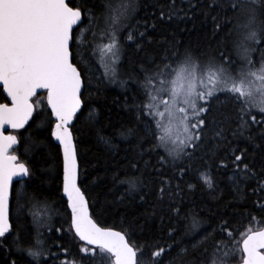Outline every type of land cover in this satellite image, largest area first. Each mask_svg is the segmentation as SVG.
Segmentation results:
<instances>
[{"label":"snow or ice","instance_id":"obj_1","mask_svg":"<svg viewBox=\"0 0 264 264\" xmlns=\"http://www.w3.org/2000/svg\"><path fill=\"white\" fill-rule=\"evenodd\" d=\"M209 7L223 14L213 39L220 31L226 39L181 50L171 41L159 46L150 35L155 23L137 19L138 0H0V84L9 100L0 103V247L11 237L9 246L30 264H264V227L240 231L251 214L209 209L201 216L205 197L222 199L215 195L222 172L237 197L252 180L264 190V0H211ZM94 79L118 84L132 100L125 97L133 118L116 134L128 145L127 163L109 194L122 188L115 203L149 205L146 221L159 212L160 238L138 243L144 227L136 220L122 231L101 227L78 183L71 129ZM38 89L46 104L33 102ZM84 119L92 125L95 110ZM6 125L28 135H5ZM52 138L63 156L69 231L83 242L75 252L56 245L60 252L52 253L36 220L35 209L50 211L51 203L29 163L46 158ZM21 142L25 162L9 154ZM25 207L35 229L22 219ZM165 237L171 243L161 245Z\"/></svg>","mask_w":264,"mask_h":264},{"label":"trees","instance_id":"obj_2","mask_svg":"<svg viewBox=\"0 0 264 264\" xmlns=\"http://www.w3.org/2000/svg\"><path fill=\"white\" fill-rule=\"evenodd\" d=\"M138 3L140 9L137 19L147 18L150 23H155L156 27L154 30L150 29V35L160 42V47L166 46L165 41H171L176 42L181 50L186 47L196 49L204 48L208 44L214 46L217 41L226 39L224 31H220L219 35L213 39L215 26L223 22V14H218L215 7H209L211 0H138ZM161 11L165 13L163 19L160 18ZM214 17L216 18L215 21ZM96 66L99 76L103 70L101 68L102 63L98 58H96ZM126 96L128 97L127 105H131L130 92H126L118 84L109 83L107 80L100 82L94 79L85 92L88 106L84 108L83 115L78 113L79 119H75L72 132L77 146L78 181L89 200L90 211H93L94 220L104 227L120 231L127 229L128 224L136 220L138 225L144 227L143 235L137 230V237H139L137 242L141 243L149 235L160 238L161 233L158 232L160 226L159 212L152 219L146 221L143 214L145 212L151 214L152 210L149 205L129 204L127 202L124 204L115 203L114 201L120 195L122 188L109 194L113 174L119 172L123 177L124 174L121 169L127 163L123 157L128 145L116 135L122 126L129 124L133 118L129 107L126 106ZM5 97L3 90L0 89V103L8 102ZM39 100H43L46 104V93L36 96L34 103ZM40 107L42 108L43 105ZM90 109L95 110L96 117L92 125L86 124L84 119ZM13 132L18 135L19 140H22V136L28 135L24 129L13 130ZM101 137L110 139L112 145L118 148L119 152L112 151L100 139ZM14 153L19 156L20 161H26L23 155L22 142L14 149ZM29 167L34 172L32 182L34 184L43 182L45 195L48 196L51 203L50 211L41 208L35 209L36 220L43 225L39 231L49 238L47 243L52 245V253L60 252L56 245H64L75 252L78 247L83 245V242L74 238V230L69 231L71 213L62 191L63 156L59 144L54 138L50 140L46 158L31 161ZM40 169L44 171H40ZM221 175L223 179H221L219 190L215 195L222 196V199L217 201L205 197L201 212L202 218L207 219L209 209L225 213L235 211L251 214L254 218L243 222V226L240 227L241 232L248 227L253 229L264 227V224L259 223L264 221V211L260 210V205L264 204V190H258L256 181L252 180L243 186V191L237 197L226 182L229 173L222 172ZM20 186L19 182H15L13 185L14 188ZM11 203L14 205V201ZM225 205L228 207H224ZM12 210L15 212L14 207ZM25 218L30 228L35 229L37 227V224L32 222V213L27 207L23 209L22 219ZM238 219L239 217H233L231 223L236 224ZM49 225L51 231H49ZM56 229H61V231L57 232ZM149 229H151V233H149ZM137 237H133V239H137ZM10 240L11 237L5 242L4 247H0V264H11L12 261H16L17 264H30V258L26 253L19 252L9 246ZM159 242L161 245L171 243V241L166 240V237L160 239ZM48 264H53V260L49 259ZM231 264H237V260H233Z\"/></svg>","mask_w":264,"mask_h":264},{"label":"water","instance_id":"obj_3","mask_svg":"<svg viewBox=\"0 0 264 264\" xmlns=\"http://www.w3.org/2000/svg\"><path fill=\"white\" fill-rule=\"evenodd\" d=\"M0 89H2L3 90V88H2V84H0ZM46 93V90H37V96L39 95V94H41V93ZM5 95H6V93H4ZM8 102H9V100H8ZM34 102V101H33ZM2 103H6V102H2ZM74 122H75V119H74V121H73V124H74ZM26 127V126H25ZM13 129H11L9 126H5V128H4V134L5 135H8V134H12V135H16V134H14V133H12L11 131H12ZM21 130V129H20ZM72 130V129H71ZM73 133V132H72ZM18 137V136H17ZM74 137V136H73ZM18 140H19V138H18ZM57 143H58V141H56ZM74 142H75V139H74ZM76 143V142H75ZM16 147H18V146H13V148L12 149H10V151H9V154H14V155H17V154H15V153H13L12 151L14 150V148H16ZM18 156V155H17ZM19 158V157H18ZM77 162H78V156H77ZM78 166H79V164H78ZM78 171H79V167H78ZM21 178L20 177H14L13 178V185H14V183L16 182V181H19ZM78 183H79V181H78ZM83 191V190H82ZM64 195V194H63ZM66 199H67V197L66 196H64ZM94 219V218H93ZM101 227H104V226H102V225H100ZM110 228V227H109ZM115 230H117V229H115ZM117 231H120V230H117Z\"/></svg>","mask_w":264,"mask_h":264},{"label":"flooded vegetation","instance_id":"obj_4","mask_svg":"<svg viewBox=\"0 0 264 264\" xmlns=\"http://www.w3.org/2000/svg\"><path fill=\"white\" fill-rule=\"evenodd\" d=\"M11 132L14 133L13 130H12ZM14 134H15V133H14ZM16 135H17V134H16ZM17 136H18V135H17ZM18 138H19V137H18ZM16 148H17V147H16ZM14 149H15V148H14ZM12 152L14 153V150H13ZM15 154H16V153H15ZM18 157H19V156H18ZM21 162H23V161H21ZM27 179H28V178H25V181H27ZM16 182H19V183H20V180H19V181H16Z\"/></svg>","mask_w":264,"mask_h":264},{"label":"rangeland","instance_id":"obj_5","mask_svg":"<svg viewBox=\"0 0 264 264\" xmlns=\"http://www.w3.org/2000/svg\"><path fill=\"white\" fill-rule=\"evenodd\" d=\"M105 42H106V41H105ZM97 58H98L99 61L101 62V60H100V56H99V53L97 54ZM101 63H102V62H101ZM101 68H102V70L104 71L103 64H102Z\"/></svg>","mask_w":264,"mask_h":264}]
</instances>
